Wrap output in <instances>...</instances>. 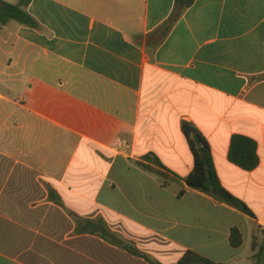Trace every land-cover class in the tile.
Returning a JSON list of instances; mask_svg holds the SVG:
<instances>
[{
  "label": "crops",
  "instance_id": "obj_1",
  "mask_svg": "<svg viewBox=\"0 0 264 264\" xmlns=\"http://www.w3.org/2000/svg\"><path fill=\"white\" fill-rule=\"evenodd\" d=\"M174 4L30 1L38 27L17 24L0 69V264H150L108 243L109 232L162 264L188 251L255 264L264 244V0H196L153 49ZM184 121L252 215L187 185L194 158ZM234 135L256 142L255 169L229 160Z\"/></svg>",
  "mask_w": 264,
  "mask_h": 264
},
{
  "label": "trees",
  "instance_id": "obj_2",
  "mask_svg": "<svg viewBox=\"0 0 264 264\" xmlns=\"http://www.w3.org/2000/svg\"><path fill=\"white\" fill-rule=\"evenodd\" d=\"M31 0H18L16 4L0 0V23L6 24L10 20H15L21 25L31 28L38 27V23L27 11V6ZM196 0H175L174 8L170 17L154 32L153 49H156L169 35L174 25L181 19L185 11L190 8ZM258 79H264V75ZM183 132L188 140L194 163L192 172L185 178L187 185L206 193L219 202L226 203L236 209L252 215L248 206L232 195L222 185L217 174L210 146L203 134L190 122L184 121ZM149 161L160 162L148 156ZM229 160L244 170L255 169L259 164L257 154V144L254 140L241 135H234L231 141ZM160 175L167 177V172H160ZM168 180H171L170 178ZM183 193V192H182ZM105 240L121 248L133 256L142 258L150 264H162L152 260L147 254L139 250L134 244L127 243L112 233H108ZM242 235L238 229H233L231 233V243L234 247L242 245ZM255 264H264V244L254 254ZM176 264H217L198 253L188 251Z\"/></svg>",
  "mask_w": 264,
  "mask_h": 264
},
{
  "label": "rangeland",
  "instance_id": "obj_3",
  "mask_svg": "<svg viewBox=\"0 0 264 264\" xmlns=\"http://www.w3.org/2000/svg\"><path fill=\"white\" fill-rule=\"evenodd\" d=\"M6 2L9 3H15L16 0H4ZM18 22L15 20H11L9 25L6 26V24H1L0 23V69H1V64L3 63H7L10 59V57H13V55L10 53V51H12V47L15 44V37H11L9 39V42L6 44L4 42V40L8 39L9 34L12 32H14V28L17 26ZM16 56V54H14ZM44 64H38L36 67L35 71H44ZM0 91L3 93H7V88L4 84H0ZM11 96L13 98H15V96H13V94H11ZM8 106L7 109H11V107ZM1 119V118H0Z\"/></svg>",
  "mask_w": 264,
  "mask_h": 264
}]
</instances>
